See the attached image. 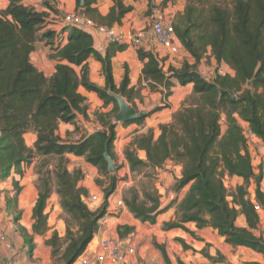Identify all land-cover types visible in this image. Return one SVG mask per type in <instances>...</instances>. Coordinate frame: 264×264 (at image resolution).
I'll return each mask as SVG.
<instances>
[{
    "label": "trees",
    "instance_id": "1",
    "mask_svg": "<svg viewBox=\"0 0 264 264\" xmlns=\"http://www.w3.org/2000/svg\"><path fill=\"white\" fill-rule=\"evenodd\" d=\"M6 9L0 10V181L12 174L24 175V167L36 161L34 183L38 198L33 210V230L22 226L17 231L24 239L30 257L33 256L38 235L46 234L49 199L56 192L65 221V235L54 230L46 244L51 248L54 264H75L101 229L100 221L107 214L109 197L117 192L123 178L110 173L105 159L106 147L119 171L126 164L139 180L123 192V202L130 213L142 223L155 224L161 213L176 207L174 218L164 221L161 229H182L194 235L185 224L195 222L198 228L211 226L225 243L256 250L264 255V238L255 234L260 223L259 205L264 210V170L257 173L253 165L247 125L253 135L264 144V0H232L213 3L211 0H187L184 11L173 20L176 33L187 52L194 58L184 60L181 66L164 68V59L142 46L138 48L143 63L141 80L147 82L151 92L163 96L162 104L147 116L132 123L144 124L152 114L168 108L175 82L193 89L169 122L155 129L135 133L123 146L124 158L116 154L117 139L115 112L117 101L110 92L121 93L132 101L135 89H129V70L120 86L115 83L112 58L127 45L111 43L106 54L94 47L90 32L76 26H66V43H56V30L47 29L48 15L24 5L23 0H8ZM109 14L102 16L94 3L85 0L84 15L98 24H122L133 8L123 0H114ZM152 1V0H151ZM170 1V0H165ZM80 10V0H77ZM50 45V57L57 61L55 73L48 77L31 61V53L39 41ZM214 57L218 63H227L233 72L202 76L198 67L204 58ZM102 65L105 85L89 79V58ZM76 67L81 68V74ZM253 80V85L248 82ZM96 93L104 105L113 104L108 113L94 112L95 123L102 128L83 131L78 123L81 115L89 119L88 105L79 88ZM223 90V92H221ZM241 94L237 95V92ZM139 93V89L137 90ZM230 94L234 95V98ZM227 128L223 130L222 120ZM61 123L74 124V132H82L74 141L72 134L62 139L58 134ZM34 132L37 140L29 147L25 135ZM146 152V159L138 155ZM83 157L94 165L105 180L107 198L93 210L86 203L89 190L81 183L85 173L81 167L70 169V157ZM172 160L182 166L176 187L181 195L161 209V190L157 187L159 171ZM239 176L244 184L229 191L225 176ZM255 183V201L249 194ZM14 195L7 199V209L15 212L22 187L14 184ZM17 213V212H15ZM244 215L245 226H239V215ZM20 213L15 215V223ZM131 226H119L118 234L125 238L134 231ZM186 248L189 245L184 243ZM166 264H173L164 245L155 243ZM212 260L215 259L201 251ZM183 264V263H180Z\"/></svg>",
    "mask_w": 264,
    "mask_h": 264
},
{
    "label": "crops",
    "instance_id": "2",
    "mask_svg": "<svg viewBox=\"0 0 264 264\" xmlns=\"http://www.w3.org/2000/svg\"><path fill=\"white\" fill-rule=\"evenodd\" d=\"M186 1V0H184ZM114 0H96L94 7L102 16H107L114 5ZM126 6H131L133 9L129 11L122 20V24H114L115 27H121L126 32L135 31L147 27V23H150L151 15L156 9H164L171 7L172 0H123ZM24 5L35 8L39 12H44L48 16L49 25L47 29L56 30L59 36L56 37V43L63 41L66 43L68 38V31H61L64 27L68 26L64 21V16L72 13H81L82 9H77V0H23ZM163 3V4H161ZM8 0H0V10H4L8 7ZM105 25V24H104ZM94 47L101 54H106L107 49L111 46L102 35L93 34ZM146 50L152 51L159 58L164 59V68L167 70L170 66L179 67L184 60H188L193 63L194 58L187 52L183 46V50L179 54H168L165 48L160 45L150 35L142 45ZM50 45L46 44V41H39L35 50L31 53L32 63L42 71L46 76H52L56 71L57 61L50 57ZM210 63V65L222 64L226 70L233 72L231 67L225 63H218L214 57L204 58L201 60L203 65ZM89 79L91 82L100 86L105 85V76L102 72V65L94 57H90L89 61ZM113 74L115 83L120 86L125 78L126 68L129 70L130 83L128 90L134 88L136 91L133 94L132 103L136 102L135 96L138 95L139 89L140 96L148 95L154 99L158 98L161 102L163 96L160 93L150 92L147 82L142 79L143 63L139 58L138 48L132 45H127L122 51H117L112 58ZM77 73L81 74V68L76 67ZM193 89L192 84L181 85L179 82H175V86L172 88V95L168 98L167 103L170 105L168 108L160 110L153 114V117H148L144 124L132 123L129 125L116 124L117 139L115 142L116 149H122L123 146L131 139L135 133L145 132L149 128H154L156 136L159 135L158 125L160 123L169 122L172 119V114L177 111L185 99V97L191 93ZM80 92L85 96V102L83 105H88L89 119H92L94 112L108 113L110 105L105 106L103 100L99 96L86 88L81 86ZM93 120L96 121V118ZM87 119V120H89ZM224 119V118H223ZM86 119L83 116L78 117L79 125L84 124ZM244 125V124H243ZM75 125L61 123L58 129V134L62 139L68 138L69 135L75 133ZM26 143L29 147H34L37 140V135L34 132H29L25 135ZM252 140L262 143L258 138L252 137ZM123 150V149H122ZM138 155L142 159H146V152L144 150H138ZM71 163L70 169L75 167H81L85 173V179L82 181V185L88 188L89 196L97 194L99 199L95 203H89L88 197L85 199L86 203L93 210L99 208L106 198V194L102 191V187L98 185L97 180L103 179L99 173V170L92 164L85 161L83 157H77L69 155ZM36 161L28 166L24 167V175L20 178L18 174H12L6 180L0 181V230L7 232L10 241L17 250V264H45L52 261L51 248L46 244L47 240L51 237L54 230H57L61 236L65 235V221L60 217L62 209L59 204V195L54 192L49 199V204L46 212L49 213L48 225L50 230L46 234L38 235L35 238L36 248L32 257H30L28 249L24 245V239L17 231V226L26 228L29 232L33 230L34 218L33 210L38 198V189L34 183ZM125 170L130 174L129 165H125ZM182 166L174 163L172 160L167 162L165 169L159 171L157 187L162 191V185H166L170 188H176V178L181 176ZM264 181V179H263ZM19 182L22 187L21 193L18 197L17 209L15 212L20 213V219L15 223V215L17 213L7 209V199L14 195V184ZM244 179L239 176H225V184L229 191L236 190L237 186L244 184ZM132 180L128 184L132 185ZM162 183V184H161ZM230 184V186H229ZM255 185L253 181L249 186V194L253 201H255V191L251 190L252 185ZM26 186L30 187L29 193L25 191ZM232 189V190H231ZM255 189V188H254ZM123 200L121 190L117 191L109 197L108 204V223L104 228H101L93 241L90 243L86 252L96 251L99 247L100 240L103 236H116L118 234L119 226H131L134 227V231L129 233L126 240L135 246L134 240L149 237V240L154 241L157 244L164 245L168 256L173 264H264V255L258 253L257 255H251V249L242 246H232L224 242V240L217 234L213 227L208 226L205 228H198L195 222H188L185 226L194 232V235L187 233L182 229H173L170 231H164L161 229L164 221L174 218L176 213V207H172L164 213H161L155 224L142 223L136 219L126 206L119 207L118 202ZM162 200V199H161ZM165 203L162 202V206ZM260 223L258 229L255 230V234L263 236L264 238V210L259 211ZM237 224L239 226L246 225V219L244 215H239ZM184 243L190 246L186 248ZM92 248V249H91ZM206 249L211 257L220 260H212L207 255L202 254L201 251ZM85 252V253H86ZM161 253V251H160ZM8 252L0 244V264H6ZM158 258L157 264H166L165 259L161 253V256L153 257V260ZM131 263L127 264H144L142 261L128 257Z\"/></svg>",
    "mask_w": 264,
    "mask_h": 264
},
{
    "label": "built area",
    "instance_id": "3",
    "mask_svg": "<svg viewBox=\"0 0 264 264\" xmlns=\"http://www.w3.org/2000/svg\"><path fill=\"white\" fill-rule=\"evenodd\" d=\"M173 6V8H172ZM183 4L176 3L171 5V7L164 9H156L151 15V20L149 26L138 29L135 31L126 32L121 27L108 26L98 24L93 19L86 17L81 13H72L64 16V21L68 26H76L83 30L90 32L91 34H100L110 43H120L125 45H132L135 48L141 47L147 38L151 35L156 42L162 45L168 54H179L183 50V43L179 39L173 20L174 12L184 11ZM198 71L202 76L212 78L216 74H225L229 71L225 67L220 65H203L200 63ZM241 94V91L237 92V95ZM116 124H120L116 122ZM102 127L100 125H95L92 131L100 130ZM116 129V126H115ZM247 138L255 137L252 131L246 128L245 131ZM82 132H75L72 134V139L78 141L81 139ZM117 157L120 159L124 158V153L122 149H116ZM165 193L170 196L173 195L174 199L181 195L180 190L176 188H170L166 185H162ZM25 191L29 193L30 187L26 186ZM163 195V194H162ZM99 199L97 194L88 197L89 203H95ZM119 207L125 206L123 200L118 202ZM258 211L261 210L259 205L256 206ZM108 208L107 214L101 219V228H104L108 223ZM0 244L4 246L7 250V262L6 264H17V250L13 246L9 239L7 232L0 230ZM99 248L93 252L94 259L88 256V252L81 255L75 264H91L95 261L98 264H127L131 263L128 260L129 256L135 254V246L130 243L125 238L120 235L109 236L105 235L101 238L99 243ZM258 252L256 250H251V255L255 256ZM93 259V260H92Z\"/></svg>",
    "mask_w": 264,
    "mask_h": 264
},
{
    "label": "rangeland",
    "instance_id": "4",
    "mask_svg": "<svg viewBox=\"0 0 264 264\" xmlns=\"http://www.w3.org/2000/svg\"><path fill=\"white\" fill-rule=\"evenodd\" d=\"M230 1H232V0H211V2H213V3H225V2H230ZM186 2H187V0L186 1H184V0H172V5H174L176 3H181V4H183V7L185 8ZM161 4H163V3H161ZM163 6H164V4H163ZM172 8H173V6H172ZM176 14H177V12H174L173 18H174V16H176ZM147 26H149L148 23H147ZM207 63L208 64H205V65H208V67H210V63L209 62H207ZM247 87H249V86H247ZM149 91H150V89H149ZM155 93H158V92H155ZM135 97H136L137 101L133 102V103L131 102V104L133 106H135L138 110H145V111L150 112L155 107L162 104V100L160 102V100L158 98L154 99L153 97L148 96V95L140 96V92ZM113 107H114V105L111 104L110 110L108 112H110L113 109ZM116 113L117 112H115V114ZM93 117L94 116H92V119L90 118L89 120H86L84 122V124L82 125L83 131L92 132L93 127L95 125H97L95 123V120H93ZM152 117H153V114L150 116V118H152ZM95 118L96 117H94V119ZM222 125H223V130H226L227 124H226L225 119L222 120ZM244 126H245V128H247L246 124H244ZM248 140H249V148H250V152L252 155L253 165L255 167L256 172L258 173L261 168L264 170V144L259 143L257 141H254V140H252V138H249ZM121 161H122V159L120 160V162ZM116 175L119 178H123V181L120 183L119 188L117 190V191L121 190L122 195H123V192L126 188H128L132 185H135L140 178L139 176L135 177L132 173L129 174L125 170L124 167H122L119 171H116ZM105 179H106V177L104 176L103 179H100V180H105ZM131 180L133 182L132 185L128 184L129 181H131ZM229 186H230V184H229ZM255 186L256 185H254V184L252 185V187H251L252 191H255V189H254V188H256ZM101 187H102L101 190L105 191V188H106L105 185L101 186ZM262 187L264 189V181L262 182ZM161 193L163 194V195H161L162 202L166 203L169 196L165 193L164 189L161 191ZM134 241L136 242L135 243L136 244L135 245V254L132 255L131 257L137 259L138 262L142 261L144 264H157L158 258L153 260V257H155V256L159 257V255L161 256V253H160V250L155 246V242H154L155 240L151 241V240H149V237H145V238H141L137 241L136 240H134ZM88 256L93 258L94 257L93 252L89 251ZM53 261H54L53 259L50 263L48 261H46L45 264H54ZM91 264H98V263L93 261V263H91Z\"/></svg>",
    "mask_w": 264,
    "mask_h": 264
},
{
    "label": "water",
    "instance_id": "5",
    "mask_svg": "<svg viewBox=\"0 0 264 264\" xmlns=\"http://www.w3.org/2000/svg\"><path fill=\"white\" fill-rule=\"evenodd\" d=\"M85 7V0H80V8L82 9L81 14H84V9ZM253 85V80H250L248 82V86L251 87ZM223 92V90L221 91ZM110 95L115 98L117 101L119 110L114 116V121L119 122L121 124L127 123V122H132L135 121L139 118L147 116L149 113L148 111L145 110H138L135 106L131 104L121 93H116V92H110ZM232 98H234L233 94H230ZM105 159L108 163V170L110 173H115L117 170L115 161L113 160L112 156L110 155L108 147H106L105 151ZM107 198V196H106ZM174 200V196L170 195L166 203L161 206V209L166 208L170 203H172Z\"/></svg>",
    "mask_w": 264,
    "mask_h": 264
}]
</instances>
